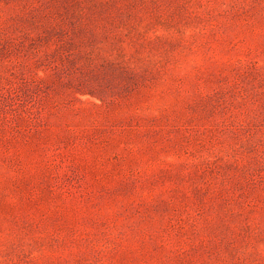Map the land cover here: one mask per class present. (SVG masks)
I'll use <instances>...</instances> for the list:
<instances>
[{
    "label": "rangeland",
    "instance_id": "1",
    "mask_svg": "<svg viewBox=\"0 0 264 264\" xmlns=\"http://www.w3.org/2000/svg\"><path fill=\"white\" fill-rule=\"evenodd\" d=\"M0 264H264V0H0Z\"/></svg>",
    "mask_w": 264,
    "mask_h": 264
}]
</instances>
